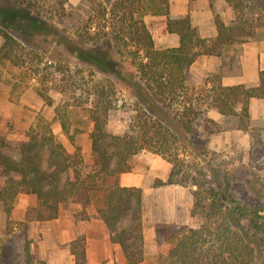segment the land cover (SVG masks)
Listing matches in <instances>:
<instances>
[{
	"label": "trees",
	"instance_id": "trees-1",
	"mask_svg": "<svg viewBox=\"0 0 264 264\" xmlns=\"http://www.w3.org/2000/svg\"><path fill=\"white\" fill-rule=\"evenodd\" d=\"M224 1L231 6L234 18L225 22L215 13L214 38L201 37L190 14L170 15L169 0H113L110 8H99L100 21H106L110 14V21L101 25L105 28L102 35L107 37L103 42L113 44L120 58L114 68L108 66V57L88 56L81 51L78 54L81 60L107 75L90 93L92 163H84L81 148L70 133L67 108L56 105V117L74 145L72 152L48 123L39 129L33 127L14 154L0 148V205L8 220L20 193L35 196L43 209L36 214L38 220L56 218L61 203L70 200L83 206L93 203L109 230L110 240L119 244L127 264L140 263L145 257L143 189L121 185L116 178L131 170V157L147 149L171 164L166 180L157 178L154 186L189 187L193 199L190 214L201 219L196 226L163 223L157 228L158 264H264L261 177L251 173V178L245 179L261 200L247 203L238 199L231 191L232 176L228 170H220V176L216 165L201 163L205 150L195 145L190 136L197 118L209 108L235 117L238 129L252 133L250 99H264V69H259L258 79L252 83L224 85L218 77H207L201 87L195 88L187 82L189 68L199 54L221 55L226 45L246 41L257 27H264V0ZM149 13L166 16L167 30L178 35L176 46L155 45L144 20ZM20 15L18 9L6 10L0 13V19L8 27ZM108 25L110 32L106 31ZM0 30L6 40L11 38L7 28ZM102 35L98 33L97 39ZM116 84L134 97L136 111L121 134L106 128L112 105L109 86ZM41 96L52 103L47 94ZM4 143L0 134V147ZM24 235V264H46L34 256L33 241ZM4 242L5 237L0 234V248ZM69 247L76 264H88L84 235L74 238Z\"/></svg>",
	"mask_w": 264,
	"mask_h": 264
},
{
	"label": "rangeland",
	"instance_id": "rangeland-1",
	"mask_svg": "<svg viewBox=\"0 0 264 264\" xmlns=\"http://www.w3.org/2000/svg\"><path fill=\"white\" fill-rule=\"evenodd\" d=\"M112 1L0 0V13L18 9L21 14L8 27H5L0 19V29L7 28L11 36L6 40L0 30V134L5 141L0 148L5 152L14 154L18 144L27 138L33 127L39 129L46 123L50 124L66 149L72 152L74 145L63 132L55 114V106L60 104L67 108L70 133L81 148L84 163L87 165L92 163L89 133L92 129L90 109L93 105V96L90 93L94 85L105 80L107 75L81 60L78 54L81 51L88 56L108 57L109 67L115 68L119 64L120 57L113 44L107 45L103 42L107 37L102 35L105 29L102 26L110 21V14H107V19L103 22L97 17L100 14L99 8H110ZM219 6V11L215 9V12L219 13L225 22L231 21L234 18L231 6L227 4L224 7L223 4H219L218 8ZM165 17L150 13L144 15V20L152 36H155L158 47L159 42L163 44ZM98 21L99 25H97ZM263 29L264 27H257L254 35L247 40L261 39ZM106 31L110 32L109 25ZM97 32L102 35L99 39L96 36ZM223 52L231 53L229 45L223 48L222 54ZM232 52H238V49L235 48ZM107 74L111 76L110 78H116L111 73ZM209 77L219 78V76ZM204 79L203 77L195 80L188 71L187 82L192 87H201ZM109 88L112 105L107 114L106 128L111 133L121 134L127 130L136 113L134 97L120 84ZM41 93L47 94L52 103L49 104ZM101 115L104 116V113ZM198 119L194 134L190 133V136L195 145L205 150L204 160L201 159V163H205V166L208 163L216 165L220 176L223 174L220 170H228L232 176L231 191L238 199L247 203L261 200L249 188L245 179L251 178V173H255L264 183V145H262L264 136H259L257 128H252V133L249 131V137L246 133V136L244 135L246 131L231 132L233 124L237 123L235 117L229 116L223 123H212L203 114ZM227 128L230 133H223L222 130ZM209 129L216 132L210 133ZM207 135L212 138L216 146L207 145ZM157 157L163 158L145 149L130 159V171L135 164L145 165L146 169H142L149 175L146 176L145 185L156 189L148 192L143 207L145 228L147 232L152 231L151 237L147 239L148 256L144 264H158V255L157 253L153 255L151 248L157 245L156 230L161 224L186 223L196 226L201 222L200 218L192 217L190 214L193 199L189 187L179 184H170L169 187L154 186V181L164 173V169L157 164ZM188 160L192 161V158L188 157ZM208 178L212 181L210 175ZM162 199L163 203H161ZM15 207L16 211H13L8 220L0 205V234L5 237V242L0 248L3 264L25 263L24 234L32 239L34 256L40 259L43 254L41 241L46 228L53 229L61 223L65 230L76 234L77 229L82 230V225L92 209L91 205L82 206L71 200L61 203V215L58 214L60 220L48 224L45 220L36 218L39 209H43L37 205L32 196L19 194ZM66 244L69 247V242H63L64 246Z\"/></svg>",
	"mask_w": 264,
	"mask_h": 264
},
{
	"label": "crops",
	"instance_id": "crops-1",
	"mask_svg": "<svg viewBox=\"0 0 264 264\" xmlns=\"http://www.w3.org/2000/svg\"><path fill=\"white\" fill-rule=\"evenodd\" d=\"M219 4H223L224 7L227 6V3L224 0H169V10L170 15L172 16H183L185 14H190L192 23L196 27L199 35L205 38H214L217 35V27L214 21V15L216 13L215 9H217V11L220 9L221 5L218 8ZM164 25L165 35L162 41L163 44L159 42L160 46L158 47V42L157 44L155 42V45H157L158 48L176 46L179 41L178 35L167 30L166 17ZM153 38L155 41V36ZM229 48H231L230 54H224V52L221 55L215 53L199 54L189 68V73L193 75V79L197 80L203 77L207 78L209 76H219L222 84L224 85L255 82L258 79L259 69H264V29L261 39L235 42L230 44ZM235 48L238 49V52H232V50ZM230 56H233L234 59L229 58ZM249 111L250 129L257 128L259 130V136L263 137L264 99L255 97L251 98L249 103ZM203 115L208 120H212L215 123H223L229 118V116L221 114L214 108H209L207 112L203 113ZM198 120L199 119L197 118V121ZM233 125L234 126L231 128V132H244L243 130L236 127V123ZM196 127L197 122L193 126L191 135L194 134ZM228 129L229 128L223 129L222 132L229 134L230 131ZM226 131L228 132L226 133ZM249 131L244 132V135L246 136L247 134L249 137ZM216 138L218 139V137ZM211 139L212 138L207 135V145L216 146V144L213 143ZM221 141H223V139ZM262 145H264V141ZM156 160L157 164H159L164 169V173L159 175L158 178L166 180L171 169V164L161 157H157ZM142 168H145V165L135 164V167L132 171L121 173L119 176H117L116 181L121 185L142 187L144 207L148 192H153L154 187L147 184L145 185V180L147 179L146 176L149 175H147L146 170H143ZM166 186L169 187L171 185ZM24 194L32 196L36 201L34 195L27 193ZM163 202L164 201L162 199L161 203ZM89 205L92 207L91 211H89V217H87V219L84 221L82 230L77 229L76 234L74 232L70 233L69 230H65L61 223L59 226H56L53 229L52 227L45 229L41 241L43 242V254L40 259L44 260L46 264H76L74 256L70 251V247H67V244L64 246L63 242L70 243L74 238L79 236L80 233H82L86 238L88 264H127L126 257L119 244L110 240L109 230L101 217L98 215L95 205L93 203ZM14 210L16 211V207H14L13 211ZM59 215H61L60 206ZM59 218L60 216H57L56 218L45 221L48 224H51L52 222H58V220H60ZM143 231L145 239V257L138 264H144L147 262V239L148 237L150 238L152 234V231L147 232L145 228L144 217ZM151 249H153V255L157 253V245L153 246Z\"/></svg>",
	"mask_w": 264,
	"mask_h": 264
}]
</instances>
